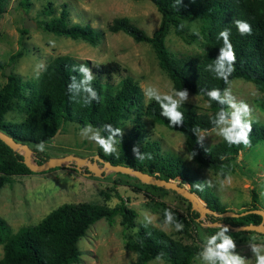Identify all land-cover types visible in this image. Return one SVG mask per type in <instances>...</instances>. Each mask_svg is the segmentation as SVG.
Segmentation results:
<instances>
[{
  "label": "trees",
  "instance_id": "obj_1",
  "mask_svg": "<svg viewBox=\"0 0 264 264\" xmlns=\"http://www.w3.org/2000/svg\"><path fill=\"white\" fill-rule=\"evenodd\" d=\"M4 1L0 0V9ZM149 1L154 4L160 15L158 26L150 34L126 16L113 17L106 24V28L110 31L121 30L135 40L149 43L158 66L169 77L172 88L200 94L207 101L205 110H197L192 104L180 103L177 111L184 114L183 124L171 126L167 118L161 115L162 109L155 98L145 100L137 80L129 74L121 75L124 68L117 61L90 62L88 59L81 60L68 54H57L42 67L34 80H22L12 72L6 75V80L0 85V129L15 140L25 142L31 148V159L40 162L48 155L32 145L48 142L62 121L68 120L76 122L79 126L91 125L99 128L103 137L109 136V132L104 128L106 124L120 128L128 122L127 130L117 136L115 152L106 154L98 150L96 153L100 157L111 163L126 164L160 178L174 180L217 212L230 209L218 200L207 185L202 186L203 190L197 187L199 184H196L189 166L181 157L159 151L157 143L147 138L145 122L146 118H149L167 128L180 131L184 136L186 149L198 165L210 168L221 176L233 169L232 160L245 146L229 145L223 138L210 145H204L197 138L196 132L214 127L216 124L212 121L219 119L218 112L221 108H224L226 113H231L223 95L227 84L216 78L220 49L224 47L219 33L225 29L230 30L229 39L236 53L235 71L229 80L241 77L251 81L260 90L261 103L264 105V0ZM19 3L27 7L29 0H19ZM68 11L65 2H61L55 12L47 1L40 10L45 17H39L35 23L44 30L95 44L101 31L87 22L70 21ZM188 18H197L200 21L202 50L195 54H175L167 48L165 36L170 28L186 41L188 37L194 36L192 33L187 34L184 20ZM236 20L248 22L252 27V34L241 36L234 23ZM24 31L26 28L22 27L21 32ZM19 54L21 51L10 55V60H14ZM223 63L226 70L228 61ZM80 64L89 68L93 76L92 81L82 83L85 77L84 73L79 71ZM74 66H77L76 71L72 70ZM73 76L75 80L71 81ZM114 76L117 78L114 79ZM69 83L72 84L70 90ZM87 87L96 91L97 99H92L85 91ZM214 88L220 90L223 104L210 101L207 96V92ZM14 100L24 101L25 115L17 122L4 119V113ZM161 103L167 104L168 101L161 97ZM227 118L230 117L226 116ZM251 121L250 146L264 138V123ZM134 147L139 150V158L133 152ZM57 167L61 166L48 169ZM31 172L22 162L21 153L12 150L0 140V182L8 180L11 175ZM142 184L153 189H164L154 184ZM167 190L185 200L176 191L169 188ZM250 199L252 203L249 207L236 211L259 208L253 203L256 200L254 189L251 190ZM115 214H120L123 227L134 228L133 232L126 234L124 242L125 246L135 253L133 264H144L158 257L164 261L163 264H190L193 257L206 246V238L220 230L218 225L194 221L198 212L190 210L189 202L188 218L193 224L201 225L204 233L202 244L182 243L160 228L147 223L135 224V212L121 199L112 206L90 201L63 202L48 211L36 223L21 226L14 232L9 231L6 222L0 217V264L76 262L79 255L76 241L84 234L86 228L99 218L111 222ZM205 216L207 222L220 221L231 226L257 223L260 220V214L254 212L236 216L206 213ZM221 226L229 229L225 235L231 236L234 243L253 240L250 236L240 234L255 232L254 230L233 229L226 224Z\"/></svg>",
  "mask_w": 264,
  "mask_h": 264
},
{
  "label": "rangeland",
  "instance_id": "obj_2",
  "mask_svg": "<svg viewBox=\"0 0 264 264\" xmlns=\"http://www.w3.org/2000/svg\"><path fill=\"white\" fill-rule=\"evenodd\" d=\"M47 1L55 12L59 4L65 2L70 21L87 22L100 30L97 42L90 44L85 40L59 35L37 26L35 20L45 17L40 10ZM115 16H126L148 34L158 26L160 18L159 12L149 0H29L27 7H23L19 0H5L0 9V85L6 80L7 74L2 72L6 66L9 68L8 74L12 72L22 80H34L42 69L41 64L45 65L57 54H68L81 60L88 59L90 62L115 60L124 68L121 75L129 74L137 80L145 100H149L145 96V90L151 87L153 97L171 95L179 101L180 98L175 93L182 90L172 88L169 77L158 66L151 45L135 40L121 30L110 31L106 28V24ZM26 17L35 25L24 27L26 31L21 32ZM184 23L187 25V34L192 33L194 36H187L186 41L170 28L165 36V44L175 54L199 53L202 50L200 21L197 18H188ZM51 42L55 43L54 47ZM17 51H21V54L11 61L10 55ZM223 95L227 99V109L230 112L233 109L229 107V102L235 98L237 103L243 101L251 110L250 117L242 114V118L264 123L261 92L251 81L233 77L224 88ZM181 103L192 104L197 110L207 108L206 99L189 90L187 98ZM24 115V101L14 100L4 113V119L17 122ZM86 126H79L73 121H62L51 139L43 143V151L48 157L68 153L91 157L98 150L104 152L98 144L88 139L96 134L102 136L100 129ZM127 126L128 122L119 128L121 133L127 130ZM227 126L216 124L207 130L200 129L196 132L197 138L202 144L210 145L222 138L217 132ZM145 128L147 138L157 143L159 151L181 157L189 166L196 184L207 185L226 208L239 210L249 207L252 203L251 190L254 189L256 200L253 203L264 211V196L261 195L264 193V138L251 146L243 147L232 160L233 169L221 176L218 172L196 163L186 149L184 136L180 131L167 128L149 118H146ZM116 139L117 137H113L112 140L115 149ZM39 144H33L32 147L37 149ZM100 164L97 163L98 166ZM60 166L23 175H11L8 180L0 182V217L4 219L10 232L36 223L63 202L90 201L112 206L121 199L135 212V224L147 223L145 216H149L152 223L147 224L160 228L173 239L186 244L203 243L201 225L193 224L188 218V201L167 190L168 188L153 189L143 185L144 182L135 175L122 171L106 169L100 175H95L85 173L87 169L84 167L76 170L73 162ZM228 176L231 177L230 184L226 179ZM165 210H170L174 214V220L184 225L182 231H176L174 225L164 223ZM205 219V214L194 217L196 222L206 221ZM133 230L134 228L123 227L120 214H115L111 222L104 218L95 220L76 241L78 259L70 264H133L135 253L124 243L126 234ZM240 235L250 236L253 240L234 243L235 248L230 249V253L242 258L243 264H255L253 248L264 243V233L245 232ZM1 253L0 244V256ZM260 254L264 255V249L260 250ZM163 263L160 258H152L144 264ZM190 264L205 262L197 254Z\"/></svg>",
  "mask_w": 264,
  "mask_h": 264
},
{
  "label": "clouds",
  "instance_id": "obj_3",
  "mask_svg": "<svg viewBox=\"0 0 264 264\" xmlns=\"http://www.w3.org/2000/svg\"><path fill=\"white\" fill-rule=\"evenodd\" d=\"M235 25L237 27L238 32L241 36L251 35L252 27L251 25L242 20H236ZM230 30L225 29L219 33V37L223 40L224 47L220 49V57L218 61V69L216 78L222 79L226 84L229 83V77L235 71V63H236V53L234 47L229 39ZM52 46H55L54 42H51ZM228 61V68L224 69L223 61ZM40 67H44L43 64ZM76 67H73V71H76ZM79 71L84 73V81L82 83H87L93 80V76L90 73L88 67L84 64L79 65ZM75 80V76L71 78V81ZM72 84L69 83L68 90H70ZM153 88H148L145 90V96L150 100L155 98L156 102L160 104L162 109L161 115L167 118L170 122L171 126L182 125L184 121V114L181 111H177L178 106L182 101L187 98V90L178 91L175 94L179 96L180 100H175L171 95H163V99L167 100L168 103H161L160 96L153 97ZM85 91L89 93L92 99H97V93L91 87L85 88ZM227 91V89H226ZM207 96L210 101H217L219 104H223L224 101L220 98V90L219 89H211L207 92ZM239 105V106H238ZM229 107L233 109V111L228 114L225 112L224 108H221L218 112L219 119L212 121L217 125L219 124H227V127H222L219 129L217 134L221 136L229 145H240L248 147L251 144L250 141V133L252 132V121L250 119L243 120L242 114H246L248 117L251 115V110L249 106L243 101L237 103L235 98L229 102ZM226 116L230 118L226 119ZM86 127H91V125H87ZM104 128L111 133V135L105 139L104 137L96 134L90 138L91 141H94L98 144L106 154H112L115 152V148L113 147L112 140L113 137H117L122 135L121 130L119 128H113L111 124H106ZM37 149L39 151L44 150L43 143L37 145ZM133 152L137 158H139V150L137 148H133ZM195 155V153H193ZM228 183H231V177H226ZM211 186V185H209ZM200 190H203L202 186L197 185ZM264 196V193L261 194ZM164 223L166 225H174L176 231H182L184 225L174 220V214L170 210L164 211ZM145 221L147 223H152V218L149 216H145ZM220 230L216 232L214 235L206 238V246L202 249V251L198 254L199 258L202 259L205 264H243L242 258L237 255H232L230 253V249L235 248L234 239L231 236H226L225 233L229 232V229L226 226L218 225ZM220 240V243H216L217 240ZM264 249V243L253 248V252L255 253V264H264V255L260 254V250ZM159 258V257H158Z\"/></svg>",
  "mask_w": 264,
  "mask_h": 264
},
{
  "label": "water",
  "instance_id": "obj_4",
  "mask_svg": "<svg viewBox=\"0 0 264 264\" xmlns=\"http://www.w3.org/2000/svg\"><path fill=\"white\" fill-rule=\"evenodd\" d=\"M35 23L32 22L29 18H25L23 22V27L34 26ZM9 68L6 66L4 68V74H8ZM0 140L4 142L12 150H15L22 155V162L31 170V171H41L54 166H60L62 164H67L73 162V165L76 170H79L81 167H85L87 171L85 173H92L95 175H100L101 171L106 169L114 171H122L135 175L140 181L144 183L154 184L157 186H162L165 188L172 189L176 191L179 195L184 197L190 204V210H195L198 212V216H202L207 213H212L213 215L225 216L232 215L236 216L239 214H245L248 212H254L260 214V220L257 223H246L241 225L231 226L227 223H222L220 221H201L202 224L206 223L208 225H221L226 224L233 229H247L254 230L258 233H264V211L260 208H247L241 211H236L233 209H225L223 211L217 212L212 208H209L194 194L192 191L187 189L184 185L178 184L176 181L171 179L160 178L152 173L142 171L141 169L120 163H111L108 160L103 159L98 154H93L91 157L87 156H78L73 153H68L62 156L47 157L46 159L36 162L31 159V148L25 143L18 140H15L11 135L4 132L0 129ZM101 163L99 166L97 163Z\"/></svg>",
  "mask_w": 264,
  "mask_h": 264
}]
</instances>
